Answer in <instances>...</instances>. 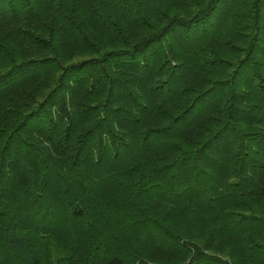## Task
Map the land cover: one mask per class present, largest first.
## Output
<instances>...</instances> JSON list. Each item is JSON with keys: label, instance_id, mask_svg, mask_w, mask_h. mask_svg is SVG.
Here are the masks:
<instances>
[{"label": "trees", "instance_id": "16d2710c", "mask_svg": "<svg viewBox=\"0 0 264 264\" xmlns=\"http://www.w3.org/2000/svg\"><path fill=\"white\" fill-rule=\"evenodd\" d=\"M0 264H264V0H0Z\"/></svg>", "mask_w": 264, "mask_h": 264}]
</instances>
